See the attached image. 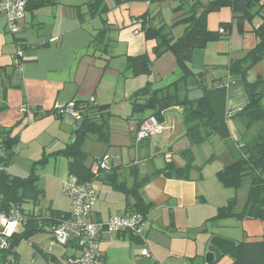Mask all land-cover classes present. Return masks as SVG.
I'll return each instance as SVG.
<instances>
[{"label":"crops","instance_id":"1","mask_svg":"<svg viewBox=\"0 0 264 264\" xmlns=\"http://www.w3.org/2000/svg\"><path fill=\"white\" fill-rule=\"evenodd\" d=\"M89 1L91 0H53V3H46L33 11L26 10L25 17L19 24V32L14 35L6 32L5 20L0 17V127H15L14 133L18 135L19 142L15 147L16 154L12 162L18 154H23L30 165L31 160L35 159L34 157L40 159L43 154H51L70 144L73 140V131L76 128L75 119L57 114H47L48 111L71 101H92L99 106H109L110 136L107 145L92 144L96 147L93 151L82 149L87 156L92 152L90 154L92 161L88 164L85 161V165H91L94 170L93 161L96 157L107 153L113 156L109 166L127 167L135 164L139 167L141 174H145L149 173L147 171L151 169L147 163L153 161L156 154H152V151L156 150V153L164 155V157L165 155L170 156L176 168L183 167L185 161L178 152L187 148L189 142L184 136L179 111L171 110L165 113L163 126L166 129L161 134L153 135V138L159 136L160 141L152 149L148 142L150 138L138 143L135 140L136 132L144 123L158 124L153 118H146L148 112L136 113L133 111V103L140 101L139 98H136L137 94L148 85L152 74L153 84H150L153 89L162 88L178 79L180 74L175 56L171 52H167L155 59L149 75L135 76L127 66L128 57L150 53L149 50L153 46V42L145 40L139 17L147 14L149 15L148 20L154 25L160 23L171 25L181 14L173 12V8L178 3L174 0L173 7L168 6L172 13L167 20L162 13L165 7L163 2L172 0L161 3H151L150 0H104L106 10L103 12L99 8L98 12L92 16L89 15L86 8ZM196 1L199 2L196 7V15L199 13L200 16L203 12L200 13V9L204 10L206 4L211 0H190V5H194ZM262 2L263 8L260 16L255 17L251 23L245 24L243 34H239L233 28L228 38L210 42L205 48L194 51L189 65L194 74L203 69L215 67V70H209L207 73V79L210 80L217 76L218 70L227 66L230 60L240 58L255 46L257 39L253 30L264 22V0ZM231 19V10L221 8L217 12L207 15V28L215 31L219 29L221 23L230 22ZM105 28L104 38L100 42L94 41L98 32ZM180 28L177 34H174L175 36L181 35L183 26ZM17 50H20L22 55L19 59V67L15 68L14 55ZM263 73L264 63L260 62L249 72V79H255ZM226 90L225 106L226 112L229 114L227 124L231 139L237 140L244 128L241 121L237 117L230 116V113H235L246 105L247 97L240 79L228 80ZM22 105L29 108L31 115L26 117L23 115L26 113H21L19 108ZM126 118L125 125H120L117 121ZM144 118L146 120L140 124V120ZM255 132L256 127L251 130V134ZM112 134L122 137L117 136L116 139H111ZM88 138L95 141V136ZM210 142L216 146L218 144L220 152L227 144L214 136L208 142L198 147L194 146L192 151H198L200 146ZM99 146H101L100 149ZM29 150H32V154L26 155ZM94 151L98 152L94 153ZM131 152L133 153L131 154ZM117 158L120 161L116 163ZM154 169L153 167L150 173ZM6 170L11 176L20 175L17 167L12 171L10 167ZM194 173L196 176L190 173L189 181L159 176L143 186V196L153 205L145 220L144 232L148 230L149 233L152 227L154 230L164 231L163 229L167 227L169 229V223L171 226L179 228L188 227V220L194 210L207 203L205 193H199L198 174L196 171ZM36 174L38 175L37 186L43 192L37 209L46 210L47 208H41L40 205L44 198L52 201L48 193L51 184L54 183L64 196L61 187L70 176L68 161L61 156H50L44 166L37 167ZM45 177L44 184L40 183L41 179ZM93 183H96L95 186H98L99 189L97 186L96 188L100 192L96 190ZM89 184L97 195L92 219L106 222L112 215L125 213V202L120 193L99 181ZM215 190V198L220 199L221 197L222 199L224 191L218 187ZM64 198L65 208H48L68 211L70 201L67 197L64 196ZM226 199H229L228 196ZM227 200L222 204L216 202V206L206 212L209 213L207 216L203 214V221L206 223V220L215 214L217 207L224 205ZM242 206L243 204H241ZM23 208L31 211L35 207L28 204V207L23 206ZM148 219L150 229L146 225ZM18 228L19 226L16 231ZM210 230L211 232L207 230L210 237L213 234L218 235L234 241L236 245L239 241L259 240L264 231V221L228 218L212 222ZM43 234L45 238L34 244L37 248L35 256L42 257L44 255L42 250L46 248L50 239V234ZM109 236L104 235L101 244ZM123 238L126 239V236L124 235L122 240H124ZM137 243L145 244V247L143 246L140 251L142 254V250L147 249L146 238L144 237V241L139 240ZM44 245L46 246L42 249ZM150 257L149 255L145 258ZM158 259L156 257L153 264H157ZM18 261L15 264H18Z\"/></svg>","mask_w":264,"mask_h":264},{"label":"trees","instance_id":"2","mask_svg":"<svg viewBox=\"0 0 264 264\" xmlns=\"http://www.w3.org/2000/svg\"><path fill=\"white\" fill-rule=\"evenodd\" d=\"M163 1L166 0H150L151 3ZM175 1L178 4L173 8V12L181 14L174 24L154 25L148 20L149 15L139 17L145 40L153 42V46L150 53L128 57L127 66L135 76L149 75L155 59L167 52L175 56L179 78L158 89H153L148 84L138 92L136 98L141 102L133 103V111L148 112L146 118H153L160 125L164 123L166 112L179 111L184 136L189 142L187 148L178 152L185 161L184 166L176 168L171 157L165 155V164L161 168H155L151 173L141 174L135 164L127 167L111 165L94 173L91 165H85L87 155L81 149V144L89 136H95V140L102 143L109 142V106H99L90 101H71L61 106L64 108L72 103L73 109L79 114V119L75 120L76 128L71 143L51 154H43L31 165L28 176H11L6 169L16 154L15 147L19 139L14 133L15 127H0V214H7L11 208L19 207L24 217L20 230L15 231L9 239L8 247L0 249V264H15L18 261L16 247L21 242L30 240L36 234H50L57 224L70 218L68 211L37 209L43 192L37 186L36 169L44 166L50 156L66 158L69 175L77 178L79 183L99 181L120 193L125 202V213L121 215L138 213L145 222L153 205L143 196V186L159 176L185 181L190 180L192 171L202 176V166L193 163L192 148L208 142L215 136L228 144L223 151L218 155L213 154L205 163L216 159L221 161L222 168L216 172V177L224 188L238 190L245 181L248 182V188L240 210H236V197L229 198L224 205L217 207L215 214L206 222H218L228 218L264 221V73L255 79H249L251 69L260 62L264 63V22L253 30L257 39L255 46L240 58L230 60L227 66L218 70L217 76L207 79L208 71L215 70V67L203 69L196 74L189 67L195 50L205 48L210 42L228 38L233 28L239 34H243L245 24L251 23L255 17L260 16L263 2L262 0H211L200 16L196 17L198 1L194 5H190V0ZM46 3H53V0H26V10L33 11ZM86 8L92 16L99 8L104 12L106 5L104 0H91L86 4ZM221 8H229L232 19L230 22L221 23L219 29L211 31L207 28V15ZM177 24L183 26V31L180 36L174 38L171 30ZM105 32L106 28L99 31L94 41L100 42ZM14 66L17 68L15 64ZM188 76H193L199 84L203 91L202 99L188 101L185 85ZM231 79L241 80L247 97L246 105L235 113H230V116L237 117L241 121L244 128L237 140L231 139L227 124L229 114L225 106L226 84ZM57 110L53 108L47 114H57ZM146 118L140 120V124ZM255 127L256 132L251 134V130ZM101 156L96 157L95 160ZM26 204H31L35 208L27 211L23 208ZM134 238V241L142 242L140 238ZM228 255L231 264H264V231L259 240L237 242ZM42 259L47 264L53 261V258L46 255H42ZM218 261L212 264H217Z\"/></svg>","mask_w":264,"mask_h":264},{"label":"rangeland","instance_id":"3","mask_svg":"<svg viewBox=\"0 0 264 264\" xmlns=\"http://www.w3.org/2000/svg\"><path fill=\"white\" fill-rule=\"evenodd\" d=\"M173 1L174 0L163 2V5H165V7L162 13H163L164 18H166L167 20L169 19V16L172 13L171 10L168 9V6L170 5V7H173L172 5ZM171 24H174V22H172ZM181 26L178 24L174 25V27L171 30L173 33L172 36L174 34H177V31L181 29L180 28ZM178 36L179 35L177 36L174 35L173 37L177 38ZM152 80H153V74L150 76V82L148 84L150 83L153 84ZM29 113L30 114H23V115L27 117L31 115V112ZM63 116L71 117L66 114H64ZM117 121L120 125L122 124L125 125L124 123H126L125 121H127V118L118 119ZM117 136L122 137L121 135L112 134L110 138L116 139ZM90 137L92 138V136ZM158 137L159 136L154 137V138L153 136L152 138L151 136L147 137V138H150L148 142L150 144L151 149L153 148L155 144L158 143V141H160ZM96 143L97 144L99 143L101 145H107L109 142L102 143L97 140L93 141V139L86 138L81 144V149L93 151L94 148H96L93 145H96ZM198 146L199 145L195 147H198ZM217 146L216 144H211L210 142L209 144L207 143V144L200 146V148H198V151H195V152L192 151L194 159H195L193 163L198 166H202V174H201L202 176L198 175L197 185H198L199 193L200 194L205 193L204 195L206 196L207 203L204 205H201L200 206L201 208L194 210V212L192 213L191 217L188 220V223H187L188 227L179 228L173 225L171 226V223H169L168 224L169 229L167 227L166 229H163L164 231L154 230L153 227L152 229H150L149 219H148L146 221V225L148 226V229H150V231L149 233H148V230L144 232V237L146 238L147 249L149 251V255L151 256L150 258H145L143 256H140L141 255L140 251L143 248V246L145 247V244L144 243L138 244L137 242H135L134 241L135 236L133 235L134 237H132L131 233L125 232V233H120L117 235H110L108 239L103 240L101 244V248L105 256L104 264H153L155 263L154 260L156 257L159 258L158 259L159 261L157 264H204L205 263L204 254L206 251L207 241L210 238V234H207L208 232L207 230L211 232L210 228L212 227V223H209V224L208 222L205 223L203 221L204 220L203 214H206L205 216H207V214L209 213H206V212L211 211V208L216 206L215 205L217 204L216 202H219L218 204H222L225 200H227L226 199L227 196L228 198L236 197L237 199L236 210L237 211L240 210L241 204H243L245 200L244 198L246 197V192L248 188L247 181H245L242 187L238 190H234L232 188H224L220 184V182L218 181L216 177V171H218L219 168L222 166V163H220L221 161L219 159L218 160L216 159V160L211 161L210 163H205V161L208 158H210L213 154L218 155L220 153V151H218ZM98 148L100 149L101 146H99ZM95 152H98V151H94V153ZM132 153L133 152H131V154ZM29 154H32V150L31 151L29 150V152L26 153V155H29ZM90 154H92V152L88 154L85 160L87 164L92 161ZM152 154L154 155L156 154V155L154 156L153 161H149V163H147L148 164L147 166L151 168L150 171L152 170L153 167L159 168L165 164L164 155L156 153V150L152 151ZM20 155L21 154H18L15 157L14 161L9 165V167L11 168V171L15 167L19 169L18 173L20 175H16V176L26 177L30 174L31 165L39 157H34L35 159H32L30 162V165H28L29 161L25 160L26 156L23 154L21 156ZM108 155L113 159L112 154L111 155L108 154ZM119 161L120 159L117 158L116 163ZM93 163L95 167L96 160L93 161ZM150 171H147V172L150 173ZM194 174H195L194 171L191 172V175H194ZM45 181H46V177L41 179L40 183L44 184ZM95 184L96 183H93L94 187L96 188L97 185L95 186ZM216 187L224 191L222 194V199L221 197L220 199L217 197L215 198ZM97 188L96 190L100 192L98 190L99 188L98 189ZM48 193L50 194L52 201L47 198H44V200L41 202V205H40L41 208H48V207L65 208L66 207L65 198L64 196H62L61 192L59 191V188L54 183L50 185V190L48 191ZM24 206L26 208L28 207V204ZM19 230H20V226L18 228V231ZM124 235L126 236V239L123 238L124 240H122V237ZM43 238H45V235L43 233L36 234L30 240L23 241L16 247V252L19 256L18 264H44L45 263L42 257L35 256L34 254L36 253L34 244L36 242L43 240ZM45 246L46 245H44L42 249H44ZM218 264H231L230 256L228 254L223 255L218 261Z\"/></svg>","mask_w":264,"mask_h":264},{"label":"built area","instance_id":"4","mask_svg":"<svg viewBox=\"0 0 264 264\" xmlns=\"http://www.w3.org/2000/svg\"><path fill=\"white\" fill-rule=\"evenodd\" d=\"M26 0H0V17L5 20V30L14 35L19 32V24L25 17ZM21 51L17 50L14 64L19 67ZM92 102V101H90ZM57 108V115L64 114L78 120L79 114L70 103ZM21 113L29 114L30 110L22 105ZM165 127L160 124L144 123L136 132L135 140L140 142L148 136L161 134ZM111 157L104 154L96 160L93 172L107 169ZM61 191L70 201L68 210L70 218L57 224L50 233V239L43 254L53 258L48 264H104L105 256L101 248L104 235H117L129 232L144 241L145 222L138 213L112 215L106 222L92 219L96 205V191L89 183H79L77 178L69 176L62 184ZM24 217L19 207H13L7 214H0V249L8 247L9 239L21 225ZM142 256L149 257L147 249ZM47 264V263H44Z\"/></svg>","mask_w":264,"mask_h":264},{"label":"water","instance_id":"5","mask_svg":"<svg viewBox=\"0 0 264 264\" xmlns=\"http://www.w3.org/2000/svg\"><path fill=\"white\" fill-rule=\"evenodd\" d=\"M202 11L203 9H200V13ZM198 16L199 13H197L196 17ZM185 85L188 101H196L203 98V91L193 76H188L185 79ZM234 247V241L213 234V236H211L207 241L206 251L204 254L205 264H212L213 262L219 260L223 255L228 254Z\"/></svg>","mask_w":264,"mask_h":264}]
</instances>
